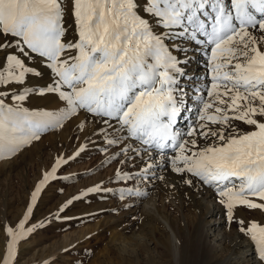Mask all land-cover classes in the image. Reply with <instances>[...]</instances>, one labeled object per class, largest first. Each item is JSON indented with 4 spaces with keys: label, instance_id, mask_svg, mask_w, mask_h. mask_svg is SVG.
Returning <instances> with one entry per match:
<instances>
[{
    "label": "snow or ice",
    "instance_id": "6c2138e0",
    "mask_svg": "<svg viewBox=\"0 0 264 264\" xmlns=\"http://www.w3.org/2000/svg\"><path fill=\"white\" fill-rule=\"evenodd\" d=\"M69 12L75 42L65 39ZM173 37L209 46L211 79L200 96L201 123L187 132L177 127L185 102L177 94L180 61L167 43ZM0 52V159H11L42 133L84 113L107 126L104 139L119 149L117 161L130 153L150 155L141 180L150 181L161 167L155 161L164 157L163 166L189 186L199 181L216 188L229 221L239 206L264 211V0H0ZM37 64L50 70L51 84L11 90L40 77ZM49 94L63 102L62 110L24 106L32 95ZM234 121L250 130H239ZM67 162L55 161L24 222L6 228L4 264H15L19 242L34 231L25 225L41 192ZM117 175L120 181L136 178ZM120 195L147 193L129 189ZM238 223L264 264V226Z\"/></svg>",
    "mask_w": 264,
    "mask_h": 264
},
{
    "label": "rangeland",
    "instance_id": "374dc122",
    "mask_svg": "<svg viewBox=\"0 0 264 264\" xmlns=\"http://www.w3.org/2000/svg\"><path fill=\"white\" fill-rule=\"evenodd\" d=\"M65 27L68 29L65 39L75 42L78 37L70 12L65 15ZM4 55L0 52V64L4 62ZM200 72L196 68L193 76ZM43 76L45 73L31 77L27 87L11 86V90L23 93L50 85L52 77L45 84ZM190 91L183 92L184 112L195 107L199 116L202 105L199 101L190 103L193 95ZM44 97L32 95L24 106L40 111L63 109L61 101L44 105ZM85 115L81 113L65 121L63 127L42 133L38 141L24 147L11 159H0V264H4L9 242L6 228L18 229L24 222L43 174L51 171L59 158L68 162L58 171L57 179L41 192L25 225L26 231H34L19 242L15 264H215L212 260L222 259L227 248L214 241L201 223L206 209L200 211L201 203L194 199L191 186L165 167L163 171L167 176L149 192L148 181L139 178L143 172L141 159L129 154L121 157L123 162L117 161L114 153L118 154L119 149L105 142V128L90 130ZM193 119H196L193 126L198 127L201 123L198 117ZM233 123L239 130H250L240 121ZM189 138L201 145L207 143L199 137ZM81 147L86 151L76 156ZM118 172L136 178L120 181ZM93 188L101 190L93 192ZM129 189L147 195L121 198L120 194ZM216 196V201H220L218 193ZM221 204L231 235H241L244 241L253 243L239 231L238 221L243 220L245 227L251 222L264 226V211L239 206L229 221L226 206ZM156 215L169 223L176 241ZM254 255L261 264L258 255ZM248 260L232 263L249 264Z\"/></svg>",
    "mask_w": 264,
    "mask_h": 264
},
{
    "label": "bare ground",
    "instance_id": "6f19581e",
    "mask_svg": "<svg viewBox=\"0 0 264 264\" xmlns=\"http://www.w3.org/2000/svg\"><path fill=\"white\" fill-rule=\"evenodd\" d=\"M168 43L171 46L173 55H175L179 59V66L182 68L183 71V74L178 77L179 88L182 89V93L177 94L180 95L183 99V92L189 89L191 90L190 92L193 94L191 96L192 100L190 103L194 104L197 101L200 102V96L202 92H206L211 79L209 46L207 44L191 41L190 39L175 37H173ZM189 43L190 46L188 45ZM37 67L42 73H45V77L43 76V80L44 82H47L52 77V75L50 76L49 73L50 70L48 71L46 67H43L39 64H37ZM196 68H199L201 72L198 76H193V72ZM46 82L45 84H47ZM42 100H44V105H50L53 102L59 101L56 97L54 98V95L52 94L46 95V97H44ZM194 108L195 107H190L186 109V112L183 111L182 118L179 120L177 125L179 130L183 129L184 132H187L191 127V123L193 126V122L196 121V119H193V117H198V114L196 113L197 111H194ZM86 120L89 129L92 131L95 130V128L97 130V128L100 127L102 129H106L107 127L98 119L88 118ZM248 128H250V126H248ZM109 131L111 130L109 129ZM189 140L191 139L189 138ZM130 154L133 155L132 153ZM138 158L141 159L140 157ZM150 159V155H143V158L140 160L142 162L141 165L143 169L145 163L149 162ZM164 159V157H160L155 161L157 164H160L161 167L155 169L153 173V178L148 181V187L150 188L148 189L149 192L151 191V189L158 187V185L160 184L159 181L161 179H158L156 177L164 178L165 176H167V174L165 175L163 171V169L165 168L163 166ZM190 189H192V191L194 192V194H192L194 196V199L199 200L201 203V205L199 206L200 211L202 212L203 208L206 209L203 221H201V223L205 224V228L208 235L212 236L214 238V241L218 242L221 247L227 248V253H225L224 257L222 256V259H216L212 261H214L215 264H233V260H241L240 262H243L245 261V259H249V264H258V261L256 260V255H254L257 254L254 244L244 241L241 235H231V230L228 226L227 218L225 217V210L220 202L221 200L216 201V195L218 193L214 190L216 188H211V186L209 185L203 184L199 181H194V185L191 186ZM156 218L160 220L164 224L165 228L171 232L173 239L176 241L177 237L174 234V231L172 230L169 223L165 219H162V217H158L157 215Z\"/></svg>",
    "mask_w": 264,
    "mask_h": 264
}]
</instances>
